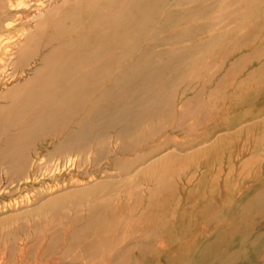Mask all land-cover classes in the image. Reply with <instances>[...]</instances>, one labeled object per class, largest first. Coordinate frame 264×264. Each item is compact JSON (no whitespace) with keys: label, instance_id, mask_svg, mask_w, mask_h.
I'll return each instance as SVG.
<instances>
[{"label":"rangeland","instance_id":"1","mask_svg":"<svg viewBox=\"0 0 264 264\" xmlns=\"http://www.w3.org/2000/svg\"><path fill=\"white\" fill-rule=\"evenodd\" d=\"M56 1L0 11V264H264V0Z\"/></svg>","mask_w":264,"mask_h":264},{"label":"bare ground","instance_id":"2","mask_svg":"<svg viewBox=\"0 0 264 264\" xmlns=\"http://www.w3.org/2000/svg\"><path fill=\"white\" fill-rule=\"evenodd\" d=\"M28 1H29V0H28ZM54 1H55V0H54ZM58 1H61V0H57V1L55 2V4H57ZM70 1H72V0H70ZM73 1H74V0H73ZM80 1H81V0H80ZM83 1H84V0H83ZM90 1H91V0H90ZM142 1H143V0H141V3H140V4L143 3ZM145 1H146V0H145ZM100 2H101V1L99 0L98 3L100 4ZM102 2H103V1H102ZM152 2H153V1H152ZM77 3H79V1H78ZM84 3H87V1L85 0ZM84 3H83V4H84ZM98 3L96 4V6L98 5ZM146 3H147V2H146ZM150 3H151V2H150ZM150 3H149V5H150ZM75 4H76V3H74V5H75ZM83 4H82V6H84ZM138 4H139V2H138ZM140 4L137 5V6H140ZM52 5H53V0H50V1H49V0H31V3H30V2H26L25 0H4V4H3V6H2V8H1L0 11H1V13H2V12L13 13V12H19V11L23 10L24 8H25V10H26V9L29 8V7H34V12H33L34 15H33V18H34L35 20H36V19L39 20V24H38V26H42V25H44V24L46 23V18L49 19L51 16H53L54 14H56V12L59 10V8H57V7H53ZM146 5H147V4H146ZM149 5L147 6L146 9L149 8ZM64 6H66V5H64ZM69 6H70V5H69ZM75 6H76V5H75ZM70 7L72 8V6H70ZM70 7H69V8H70ZM73 7H74V6H73ZM80 7H81V4H80ZM135 7H136V4H135ZM135 7L133 6V8H135ZM62 8H63V7H62ZM71 8H70V9H71ZM75 8H76V7H74V9H75ZM32 9H33V8H32ZM136 9H137V8H136ZM68 10H69V9H68ZM75 10H76V9H75ZM144 10H145V9H144ZM80 11H81V10H80ZM80 11L78 10V12H80ZM66 12H67V10H66ZM69 12H70V11H69ZM88 12H89V11H87L86 13H88ZM93 12H95V11L93 10ZM93 12H92V13H93ZM134 12H135V10H134ZM142 12H144V11H142ZM67 13H68V12H67ZM73 13H75V12H73ZM81 13H82V12H81ZM92 13H91V14H92ZM131 13H132V11H131ZM131 13H130V14H131ZM144 13H145V12H144ZM2 14H3V13H2ZM64 14H65V13H64ZM76 14H77V13H76ZM122 14H123V13H122ZM132 14H134V13H132ZM136 14H137V13H136ZM3 15H4V14H3ZM30 15H31V14H30ZM10 16H11V15H10ZM58 16H59V15H58ZM62 16H64V15H62ZM68 16H70V15L68 14ZM73 16H75V15L73 14ZM79 16H80V15H79ZM20 17H21V16H20ZM120 17H121V15H120ZM120 17H119V18H120ZM30 18H31V17H30ZM73 18H76V17H73ZM77 18H78V17H77ZM79 18H80V17H79ZM17 19H18V18H17ZM24 19H25V18H24ZM60 19H62V18H60ZM60 19H59V22H60ZM64 19H65V18H64ZM15 20H16V18H15L14 20H13V19H12V20H8L7 22H5V26H4V27H5L6 29H10V28H12V27L14 26L15 22H18V21H15ZM25 20H26V19H25ZM75 20H76V19H75ZM77 20H78V19H77ZM77 20H76V21H77ZM80 20H81V19H80ZM109 20H110V18H109ZM65 21H69V19H66ZM113 21H114V20H113ZM125 21H126V20H125ZM0 22H1V21H0ZM33 22H34V21H33ZM35 22H36V21H35ZM51 22H52V21H51ZM59 22H58V23H59ZM61 22H62V20H61ZM70 22H73V23H74L75 21H70ZM79 22H80V21H79ZM64 23H65V22H64ZM83 23H84V22H83ZM83 23H82V26H85L86 23H84V25H83ZM104 23H105V22H104ZM65 24H66V23H65ZM75 24H76V22H75ZM96 24H97V23H96ZM125 24H126V23H125ZM50 25H51V24H50ZM59 25H63V24H59ZM67 25H68V24H67ZM67 25H66V26H67ZM73 25H74V24H73ZM76 25H77V24H76ZM78 25H79V24H78ZM134 25H135V24H134ZM48 26H49V25H48ZM57 26H58V25H57ZM71 26H72V25H71V23H70V28H71ZM82 26L79 25V28L81 27V29L83 30ZM23 27H24V26H23ZM50 27H51V26H50ZM63 27H64V26H63ZM63 27H61V28L64 29ZM136 27H137V26H136ZM1 28H2V27H1ZM56 28H60V26H58V27H56ZM56 28H55V29H56ZM66 28H67V27H66ZM70 28H69V29H70ZM121 28H122V27H121ZM3 29H4V28H3ZM12 29H13V28H12ZM29 29H30V28H28V27H27V28H24L23 30H21V31H22L21 34H19L20 32H18V35H15V36H10V35L4 34V32H3V34L0 35V50H1L2 48H4V49H5V52H6L5 55L7 54V55L9 56V59L13 58L14 55H17V54L19 53V51L21 50V48H20L19 46L22 45V44H21V40H22L21 37H23V35H24V37H25V35L27 36V34H28V32H29ZM32 29H33V28H32ZM48 29H49V28H48ZM55 29H54V30H55ZM77 29H78V28H77ZM4 30H5V29H4ZM67 30H68V29H67ZM82 30H81V31H82ZM84 30H85V29H84ZM10 31H11V30H10ZM59 31H60V33H61V32H63L64 30L61 31L60 29H58V32H59ZM79 31H80V29H79ZM12 32H13V31H12ZM56 32H57V31H56ZM65 32H68V31H64V33H65ZM86 32H87V30H86ZM0 33H1V32H0ZM5 33H6V32H5ZM82 33H83V31H82ZM102 33H103V32H102ZM123 33L125 34V32H123ZM16 34H17V33H16ZM56 34H58V33H56ZM77 35H78V34H77ZM100 35H102V34H100ZM78 36H81V35L79 34ZM75 37H76V36H75ZM85 37H87V36H85ZM85 37H84V38H85ZM99 37H100V36H99ZM82 38H83V36H82ZM84 38H83V39H84ZM78 39H79V37H77V40H78ZM97 39H98V38H97ZM100 39H101V38H100ZM24 40H25V38H24ZM63 40H64V39H63ZM63 40H62V42H63ZM69 40H70V39H69ZM79 40H80V42L82 41V39H79ZM79 40H78V41H79ZM88 40H89V39H88ZM105 40H106V38H105ZM171 40H172V39H171ZM65 41H68V40H65ZM91 41H92V39H91ZM91 41H86V42L89 43V42H91ZM98 41H99V40H97V43H98ZM41 42H42V41H41ZM62 42H60V44H61ZM69 42H70V41H69ZM69 42H68V44H70ZM84 42H85V41H84ZM195 42H196V41H195ZM22 43H23V42H22ZM65 43H66V42H65ZM65 43L63 44V46H64V45H67V44H65ZM72 43H75V44H73V45H77L79 42H76V39H75V42H71V44H72ZM71 44H70V46H71ZM82 44H84V43H82ZM89 44H90V43H89ZM33 45H34V44H33ZM46 45H47V44H46ZM73 45H72V46H73ZM78 45H79V44H78ZM27 46H28V45H27ZM56 46L58 47V46H59V43H58V45H56ZM70 46H66L67 48L64 47V50L70 48ZM53 47H54V46H53ZM73 47H74V46H73ZM76 47H77V46H76ZM76 47H75V49H77ZM86 47H87V46H85L84 48H86ZM245 47H246V46H245ZM39 48H41V46H40ZM54 48H55V47H54ZM54 48H52V49H50V50H53ZM60 49H61V48H60ZM62 49H63V48H62ZM75 49H74V50H75ZM27 50H28V49L26 48V51H27ZM57 50H58V49H57ZM72 50H73V49H72ZM72 50H71V51H72ZM74 50H73V51H74ZM81 50L83 51V49H81ZM26 51H25V53H26ZM30 51H31V50H30ZM48 51H49V50H48ZM71 51H70V52H71ZM75 51H76V50H75ZM40 52H41V51H40ZM40 52H38V53H40ZM42 52H43V51H42ZM55 52H57L56 49H55ZM55 52L53 51L52 55H53ZM77 52H78V51H77ZM33 53H34V52H33ZM66 53H67V52H66ZM66 53H65V55H66ZM75 53H76V52H75ZM75 53L73 52V54H75ZM222 53H223V52H222ZM2 54H3V51H2ZM49 54H50V52L48 53V56H49ZM58 54L60 55V53H58ZM82 54H83V53H82ZM42 55H44V54H42ZM50 55H51V54H50ZM52 55H51V56H52ZM55 55H57V54H55ZM65 55H64V56H65ZM75 55H76V54H75ZM1 56H2V55H1ZM8 56H7V57H8ZM19 56H20V55H19ZM21 56H22V54H21ZM36 56H38V55H36ZM36 56H35V57H36ZM48 56H46V57H48ZM70 56H72V55H69V57H70ZM31 57H32V56H31ZM35 57H34V58H35ZM46 57H45V58H46ZM56 57H57V56H55V58H56ZM58 57H59V56H58ZM74 57H75V56H74ZM77 57H78V56H77ZM258 57H259V56H258ZM2 58H3V57H2ZM2 58L0 57V60H3ZM20 58H21V57H20ZM22 58H23V57H22ZM32 58H33V57H32ZM32 58H30V59H32ZM37 58H38V57H37ZM49 58H50V57H49ZM60 58H61V57H60ZM23 59H24V58H23ZM30 59H29V60H30ZM46 59H47V58H46ZM74 59H75V58H72V59H70V60H74ZM11 60H12V59H11ZM24 60H25V59H24ZM33 60H34V59H33ZM36 60H37V59H36ZM36 60H35V61H36ZM75 60H76V59H75ZM39 61H41V60H39ZM57 61H58V59H57ZM197 61H198V60H197ZM3 62H4V60H3ZM12 62H13V60H12ZM43 62H44V61H43ZM45 62L48 63V61H45ZM45 62H44V63H41V64L43 65V64H45ZM68 62H69V61H68ZM0 63H1V62H0ZM29 63H30V61H29ZM71 63H72V62H71ZM10 64H11V63H10ZM35 64H36V63H35ZM38 64H39V63H38ZM49 64H50V63H49ZM51 64H52V63H51ZM67 64H68V63H67ZM2 65H6V63H5V64L3 63ZM2 65H1V66H2ZM24 65L26 66V64H24ZM31 65H32V64H31ZM31 65H30V66H31ZM52 65H53V64H52ZM10 66H11V65H10ZM17 66H18V65H17ZM48 66H49V65H47V67H46V65L43 66V67H45V69L47 68L48 71H49V72H47V75H48V73H50L51 70L53 69V68H51V70H50V68H48ZM53 66H54V65H53ZM56 66H57V65H56ZM63 66H65V63H64ZM8 67H9V66L7 65V68H8ZM37 67L39 68V67H41V66L39 65V66H37ZM49 67H50V66H49ZM59 67H60V66H59ZM59 67H58V68H59ZM4 68H5V67H4ZM4 68H3V69L1 68V69L4 70ZM24 68H25V67H24ZM33 68H34V67H33ZM35 68H36V67H35ZM35 68H34V69H35ZM30 69H31V68H30ZM30 69H29V70H30ZM2 70H1V71H2ZM5 70H6V68H5ZM21 70H22V69H21ZM53 70H54V69H53ZM53 70H52V71H53ZM22 71H23V70H22ZM22 71H21V72H22ZM36 71H37V70H36ZM36 71H35V72H36ZM40 71H42L41 68H40ZM46 71H47V70H45V72H46ZM54 71H55V70H54ZM56 71H57V70H56ZM25 72H26V71H25ZM35 72H34V74H35ZM38 72H39V71H38ZM38 72H37V73H38ZM43 72H44V71H43ZM27 73H28V70H27ZM29 73H30V71H29ZM0 74H1V72H0ZM6 74H7V73H6ZM8 74H9V73H8ZM19 74L21 75V73H19ZM19 74L17 73V76H18ZM39 74H40V72H39ZM39 74H38V76H39ZM41 74H43V73H41ZM41 74H40V76H41ZM50 74H51V73H50ZM1 75H2V74H1ZM3 75H4V74H3ZM45 75H46V74H45ZM45 75L43 74L42 76L44 77ZM60 75H61V74H60ZM27 76H28V75H27ZM31 76H32V75H31ZM42 76H41V77H42ZM6 77H7V75H6ZM12 77H13V75H12ZM21 77H23V76H21ZM28 77H29V76H28ZM43 77H42V78H43ZM46 77H47V76H46ZM50 77H52V76L49 75V77H48L49 80H50ZM2 78H3V77H2ZM4 78H5V76H4ZM26 78H27V77H26ZM29 78H30V81L33 80V77H32V78L29 77ZM36 78L38 79L37 76H36ZM42 78H40V79H42ZM6 79H7V78H6ZM27 79H28V78H27ZM34 79H35V77H34ZM54 79H55V77H54ZM4 80H5V79H4ZM20 80H21V79H20ZM23 80H25V79H23ZM51 80H52V79H51ZM51 80H50V81H51ZM56 80H57V81H60V80H58V79H56ZM56 80H55V81H56ZM8 81H9V80H8ZM27 81H29V79H28ZM27 81H26V83H27ZM35 81H36V82H37V81L39 82L40 80H36V79H35ZM35 81L33 80V82H35ZM47 81H48V80H47ZM47 81H46V82H47ZM50 81H48V82H50ZM57 81H56V82H57ZM12 82H13V81H12ZM20 82H21V81H20ZM24 82H25V81H24ZM31 82H32V81H31ZM38 82H37V83H38ZM56 82H52V83H53V84L55 83V85H56ZM70 82H72V81H70ZM4 83H5V82H4ZM21 83H22V82H21ZM29 83H30V82H29ZM29 83H28V84H29ZM42 83H43V82H42ZM57 83H58V82H57ZM59 83H60V82H59ZM5 84H6V83H5ZM31 84H32V83H31ZM34 84H35V83H34ZM47 84H49V83H47ZM53 84H51V85H53ZM2 85H3V84H2ZM11 85H12V84H11ZM23 85H25V83H24ZM43 85H45V86L47 87V89L50 88L49 90H51V89L54 87V85H53V86L48 85V86H51V87H52V88H51V87L48 88V86H47L46 84H43ZM43 85H42V86H43ZM59 85H60V84H59ZM6 87H7V86H6ZM23 87H24V86H22V88H23ZM33 87H34V86H33ZM33 87L30 88L29 93H31V90H32V92L34 91L35 96H36V92H35V91H40V90H37V89L35 90V88H34V90H33ZM46 87H45V88H46ZM55 87H56V86H55ZM3 88H4V86H3ZM36 88H37V87H36ZM45 88L42 87L41 90L45 91ZM61 88H63V87H61ZM38 89H39V88H38ZM53 89H55V88H53ZM56 89H57V87H56ZM56 89L53 90V91H56ZM7 90H8V89H7ZM9 90H10V89H9ZM49 90H48V91H49ZM62 90H64V89H62ZM43 91H41V92L44 93ZM59 91H60V90H59ZM2 92H3V91H2ZM26 93H28V92L26 91ZM34 93L32 94V96H34ZM38 93H39V92H38ZM38 93H37V95H38ZM46 93H48V92H46ZM7 94H8V93H7ZM48 94H49V93H48ZM21 95H22V94H21ZM21 95H20V98H21ZM52 95H53V94H52ZM52 95L50 94V96H52ZM58 95H61V94H58ZM39 96H40V95H39ZM45 96H46V95H45ZM61 96H62V95H61ZM61 96H60V97H61ZM63 96H64V95H63ZM3 97H4V96H3ZM3 97H2V98H3ZM28 97H29V95H28ZM28 97H27V98H28ZM18 98H19V97H18ZM20 98H19V99H20ZM25 98H26V97H24V98L21 100V101H22V106L20 105V107L23 108V109L25 108V106L23 105V100H25ZM34 98H36V99H35V101H33V102L37 103V102H36V101L38 100L37 97H34ZM38 98H39V97H38ZM45 98H46V97H45ZM47 98H48V97H47ZM49 98H51V97H49ZM15 99H16V97H15ZM40 99H41V98H40ZM56 99H57L56 101H53L52 99H51V100H52V103H53V102H56V104L58 105L59 103H58L57 101L60 100V99H58V98H56ZM9 100L12 101V99H9ZM28 100L32 101V97H31L30 99H28ZM48 100H49V99H47V101H48ZM54 100H55V99H54ZM4 101H6V100H4ZM15 101H16V100H15ZM18 101H19V100H18ZM60 101H61V100H60ZM12 102H13V101H12ZM33 102H32V105H34ZM13 103H15V102H13ZM60 103H61V102H60ZM4 104H5V103H4ZM19 104H20V102H19L17 105H19ZM38 104H39V103H37V105H38ZM45 104H46V103H45ZM56 104H55V105H56ZM27 105L30 106V105H31L30 102H29V104H27ZM27 105H26V107L29 108ZM32 105H31L30 107H32ZM50 105H51V104H50ZM57 105H56V106H57ZM59 105H60V104H59ZM23 106H24V107H23ZM35 106H36V105H35ZM42 106H43V108H44L45 106L47 107V105H42ZM42 106L40 105V106L38 107V111L40 110L41 112H45V111H42L43 108H42V109L40 108V107H42ZM52 106H54V105L52 104ZM56 106H55V107H56ZM49 107H50V106H49ZM55 107H54V108H55ZM10 108H11V107H10ZM27 108H25V110H27ZM36 108H37V107H36ZM36 108H34L33 110H35ZM51 108H52V107H51ZM51 108H49L48 110L51 111V110H52ZM11 109H14V108H11ZM18 109H19V108H18ZM55 109H56V108H55ZM60 109H61V107H60L59 109L57 108V110H60ZM14 110H15V109H14ZM21 110H22V109H21ZM21 110L19 109V112H20ZM44 110H45V109H44ZM48 110L46 109V112H47ZM10 111H11V110H10ZM10 111H8V112H10ZM12 111H13V110H12ZM12 111H11V114H12ZM15 111H18V110H17V107H16V110H15ZM15 111H13V112L15 113ZM29 111H30V110H29ZM38 111H37V113H38ZM40 111H39V112H40ZM8 112H7V113H8ZM46 112H45V113H46ZM54 112H55V110H54ZM14 113H13V114H14ZM28 113H29V112H28ZM52 113H53V111H52ZM8 114H10V113H8ZM13 114H12V115H13ZM30 114H31V113H30ZM30 114H28V115L30 116ZM39 114H40V113H39ZM46 114H47V113H46ZM37 115H38V114H37ZM41 115H42V114H41ZM43 115H44V113H43ZM48 115H49V117L52 116V115H50V112L47 114V116H48ZM55 115H56V114H55ZM55 115L53 114V116H55ZM7 116H8V115H7ZM7 116H5V117L7 118ZM9 116H10V115H9ZM45 116H46V115H44V117H45ZM47 116H46V117H47ZM30 117H31V116H30ZM38 117H39V120H42V119H40V118H43V117H40V115L37 116L36 118H38ZM6 118H5V119H6ZM26 118H27V117H26ZM11 119H12V118H11ZM28 119H29V118H28ZM48 119H49V118H48ZM51 119H52V117H51ZM51 119H49V120H51ZM39 120H38V124H39ZM24 122H26V120H25ZM47 122H48V120H47ZM27 123H28V122H27ZM36 123H37V122H36ZM42 123H44V122H42ZM246 123H247V122H246ZM260 123H261V122H260ZM38 124H37V125H38ZM23 125H24V124H23ZM25 125H26V123H25ZM39 125H41V124H39ZM2 126H3V123H2ZM35 126H36V125H35ZM27 127H28V126H27ZM27 127H26V128H27ZM36 127H37V126H36ZM29 128H32V127L29 126ZM33 128L36 129L35 127H33ZM27 129H28V128H27ZM25 130H26V129H25ZM26 131H27V130H26ZM28 131L34 132V130L32 131V130H30V129H29ZM191 132H192V131H191ZM26 133H27V132H26ZM48 134H49V133H48ZM20 135H21V134H20ZM22 135H23V134H22ZM216 135H217V134H216ZM18 136H19V135H17V137H18ZM26 136H27V135H26ZM26 136H24V137H26ZM27 137H28V136H27ZM27 137H26V138H27ZM201 137H202V136H201ZM19 138H20V137H19ZM239 155H241V154H239ZM70 159H71V158H70ZM74 159H76V158H74ZM68 161H69V160H68ZM70 161H71V160H70ZM174 161H175V160H174ZM59 165H60V164H59ZM68 165H69V164H68ZM64 166H65V165H64ZM72 166H73V165H72ZM178 170H179V169H178ZM179 172H180V171H179ZM28 179H29V178H28ZM91 179H92V178H91ZM30 180H31V179H30ZM93 180H94V179H93ZM91 181H92V180H91ZM75 183H76V181H75ZM78 183H79V182H78ZM88 183H89V182H88ZM76 184H77V183H76ZM79 184H80V183H79ZM79 184H78V185H79ZM86 184H87V183H86ZM89 184H90V183H89ZM69 185H72V184H69ZM81 185H83V184H81ZM75 186H77V185H75ZM84 186H85V184H84ZM56 189H58V188L56 187ZM60 189H61V188H60ZM52 190L54 191V189H52ZM253 191H254V190H253ZM51 192H52V191H51ZM260 195H261V194H260ZM259 197H260V196H259ZM14 199H15V198H14ZM4 208H5V207H4ZM145 210H146V209H145ZM172 212H173V211H172ZM258 219H259V218H258ZM259 224H260V223H259ZM217 226H218V225H217ZM217 226H215V227H217ZM257 228H258V227H257ZM118 231H119V230H118ZM261 231H263V230H261ZM255 233H257V232H255ZM255 233H254V234H255ZM190 235H191V234H190ZM118 236H119V235H118ZM253 238H254V237H253ZM186 239H187V238H186ZM188 239H189V238H188ZM190 239H191V238H190ZM163 242H164V241H163ZM183 245H184V244H183ZM187 250H188V249H187ZM250 251H251V250H250ZM244 262H245V261H244ZM258 262H259V261H258ZM242 264H243V263H242Z\"/></svg>","mask_w":264,"mask_h":264}]
</instances>
